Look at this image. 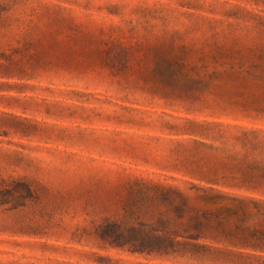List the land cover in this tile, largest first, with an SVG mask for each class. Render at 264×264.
Segmentation results:
<instances>
[{"label": "rangeland", "instance_id": "1", "mask_svg": "<svg viewBox=\"0 0 264 264\" xmlns=\"http://www.w3.org/2000/svg\"><path fill=\"white\" fill-rule=\"evenodd\" d=\"M0 264H264V0H0Z\"/></svg>", "mask_w": 264, "mask_h": 264}]
</instances>
